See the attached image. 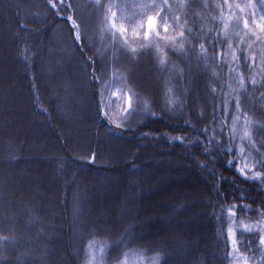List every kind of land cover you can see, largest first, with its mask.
<instances>
[{
	"label": "trees",
	"instance_id": "obj_1",
	"mask_svg": "<svg viewBox=\"0 0 264 264\" xmlns=\"http://www.w3.org/2000/svg\"><path fill=\"white\" fill-rule=\"evenodd\" d=\"M53 2L59 7V0ZM64 2L71 3L72 8L58 11L52 8L48 0H0V237L6 238L0 239V264H55L54 259L63 256L67 250V247L63 249L59 247L60 242L67 238L72 253L71 260L65 253V259L66 257L69 259L67 264H85L82 249L89 250L87 246L90 242L89 234L92 232L97 233L91 238L97 264H115V261L108 257L100 259V248L107 247L113 255H118V242L121 240L127 242L134 237L146 242L154 251L146 256L143 251L132 247L121 256L122 264H151L149 257L155 260L157 253L160 255L158 264H175L174 258L181 261L187 257L189 260L186 264H242L238 258L225 259V235L229 225L221 229L217 219L220 215V205L222 203L225 209L233 203L250 204L256 208L260 201L264 200V184L251 180L243 181L235 168L227 163L233 159L231 155L215 157L214 164L209 162L200 144L195 143L196 140H204V137L193 132V128L203 131L211 123L213 100L206 88V85L210 84L209 78L215 71L216 79L225 86L227 92L228 69L206 68L203 60H197L195 55L187 56L192 68H199L191 70L196 86L199 85L197 96L194 97L195 105L193 103V106L186 107L185 111L177 112L176 103L174 105L176 113L172 117L164 115L158 107L151 108V112H148L149 117L142 116L135 121L129 117L132 123L125 126L123 122L127 113L114 110L126 108V98L121 99L120 106L113 105V110L108 105L111 102H106L104 97L107 92L118 86L120 97L121 94L125 97L131 96L135 111L136 99L129 89L132 86L131 82L128 78L125 79L122 69L114 71L112 67L107 71L105 81L107 91L103 99L109 107L105 109L107 116L98 114L97 104L100 96L93 95L98 91V86L93 83L91 75L93 68L88 64V59H95L97 55L90 54L86 47H79L85 45L83 37L79 41L75 39V32L81 30L83 25L81 29H73V20L80 24L83 17L80 13L81 5L84 4L87 9L90 6L94 14L101 17L104 12L93 6L95 4L93 0ZM103 2L107 5L109 0ZM111 2L114 4L115 0ZM122 2L125 10L129 4L124 0ZM171 2L191 6L175 12V15L182 18L186 13L188 16L187 23H182L176 34L181 28L185 26L191 28L193 25L203 29L200 35L215 29L220 31L223 37L227 31L231 36L234 50L243 47L249 55L258 56L264 53V45L256 42L255 37L251 40L244 37L243 17L251 11L246 7L249 0H227V3L225 0H171ZM258 2L259 0H253V3ZM240 8H244L243 13L240 12ZM112 9L113 12L116 11L115 20L118 19V15L123 16L119 14L117 7ZM90 13L93 14L89 11ZM68 16L73 17V20H68ZM108 16L111 17V12ZM101 17L99 21L102 24ZM238 17L239 27H236ZM225 23L228 25L226 30ZM92 29L93 26L89 25L88 30L91 32ZM112 34L120 46L121 43H127L132 47H138L140 37L137 36L136 39L134 35L132 41L128 43L119 32L113 30ZM176 34L170 29L169 42L175 39ZM215 34L214 31L212 35ZM257 35L264 37V33H260L259 30ZM239 37H244L243 45L239 44ZM247 44H252V48L248 49ZM54 47L59 49L53 50ZM179 47L178 44L177 53ZM105 49L113 52H109L110 55L105 53L104 56L113 57L114 49L111 44L106 45ZM168 55L172 61L178 56L172 53ZM56 58L57 63L54 62ZM228 59L231 60V56ZM74 61L82 64L83 68H75ZM176 63L177 61L174 64ZM70 65L78 72L80 81L78 86L84 81L82 71H86L92 85L90 89L92 97L89 95V98L83 100L79 96L81 95L79 87L72 85L67 87ZM6 69L12 72L9 80L4 75L7 73ZM237 72H242L246 78V95L249 99L245 101L244 107L248 109L247 118L251 121L248 131L253 139H256L257 136H264V131L261 130L264 128L262 98L264 89H253L251 79L255 78L258 82L264 79L261 75L264 68H261L257 58L251 75L243 66L238 68ZM55 76L58 79L50 80ZM186 84V94L190 97L194 89L189 87V80ZM210 86L216 88L217 84ZM233 88L235 89L236 85H233ZM237 95L238 91L231 94L232 97ZM241 99H244L243 95ZM215 103L218 107L220 101L217 100ZM180 104L183 108L185 103L181 101ZM134 116L133 114V118ZM160 116H163V119H159ZM243 122L244 118L241 117L240 124L243 125ZM117 124L122 126L117 128ZM71 126L76 128L72 131ZM68 132L72 137L68 136ZM143 133H148V136H143ZM208 135L211 136L212 133L209 132ZM176 137L188 138L181 143L175 139ZM113 146L118 147L117 155L115 152L109 153ZM240 146L237 139V147ZM93 155L95 159L92 158ZM159 159L180 161V168L187 170L189 172L187 177L190 175L195 181V186L191 189L182 186V189L187 188V192H182L180 196L186 200L177 198L173 201L168 200L174 211L165 222L174 224L173 221L180 219L177 216L181 215L194 217L195 222L190 220L187 224L191 223L196 230L188 231L189 237L181 235L182 238L176 239L187 242L196 234L199 244L192 250L194 252L188 251V248L191 249L189 245L185 253L180 243L179 246L175 245L174 249L179 251L175 254L171 249L175 246H170L169 239H150L144 234L137 233V229L143 226L138 221L148 217L150 213L145 209L149 202L144 203L145 199L159 192L142 190V184L150 173V168ZM142 161H148L145 164L148 171L143 169L142 166L145 165ZM202 164H207L208 169H215L217 174L215 179L207 170L200 167ZM121 173L131 177L132 181L122 188L126 192L125 195L130 194V197L135 199V205L139 204L140 209L136 213L132 212L126 204L129 202L126 198L123 203L126 205L119 216V226L113 227L110 223L104 226L109 221L106 216L103 219L107 222L92 220L95 208L92 207L91 200L94 196L87 191L86 185H82L81 180L94 178L114 180L113 177ZM137 182L141 186L136 188ZM196 197L198 201L195 200L197 202L194 204L191 202L189 206L188 199ZM239 197L247 199L241 200ZM253 200L256 203L253 204ZM169 209H164L165 216H168ZM104 222L106 223L101 225ZM174 231L176 233V229ZM77 238H81L78 241L82 240V247ZM256 256H259L258 252ZM61 261L64 262L63 257Z\"/></svg>",
	"mask_w": 264,
	"mask_h": 264
},
{
	"label": "snow or ice",
	"instance_id": "obj_2",
	"mask_svg": "<svg viewBox=\"0 0 264 264\" xmlns=\"http://www.w3.org/2000/svg\"><path fill=\"white\" fill-rule=\"evenodd\" d=\"M53 9L67 10L72 8L71 3L65 4L64 0H59V7L53 0H48ZM227 3V0H225ZM96 9L111 12L112 7H121L119 4H113L111 0L106 5L103 0H95L93 5ZM132 8H139L142 11L134 13L133 18L129 21L135 23L136 17L139 16L138 30H133L134 35L140 37L138 47H131L127 43L116 46V51L119 55L114 53L111 64L114 71L116 69H123L127 72L128 79L133 85V88L140 89V91L147 92L146 88L141 86L134 79L135 73L140 66L144 58L152 64L153 71L158 73L161 78L165 75L171 76L175 74L177 77V83H179V77L185 75L183 71H177L175 67L169 68L171 60L168 57V53L173 55L177 54L176 46L179 44V55L190 56L195 55L197 60H203L206 68L213 69H228V91H225V86L220 84L216 79V73L213 71L212 77H210V84H217L216 88H212L206 85L208 95L213 100L211 123L203 131L193 128V132L204 137V140H196L195 143L200 144L203 153L208 157L209 162L215 163V157L224 155H231L232 160H228L229 166L235 168L236 173L242 177L243 181H253L264 184V136H257L253 139L250 135L248 128L251 125V121L247 118L248 109L244 107L245 101L249 99L246 95L245 76L242 72H237V69L243 66L251 75L252 69L256 66L257 58L260 61L261 68H264V53L257 55H249V53L243 48L238 47L233 49V43L230 34L225 31L223 37H221L220 31L210 29L207 34L200 35L203 29L193 27H183L180 25L186 24L188 21L187 13L184 17L175 15V12L180 11L182 8H190L188 4L173 3L171 0H145L140 4L126 5ZM247 8L251 9L243 17V29L244 37L251 40L255 37V41L264 45V37L257 35V30L260 33H264V0H259L258 4L253 3V0H249ZM240 12H244V8H240ZM149 13H151L149 15ZM113 17L112 28L119 32L122 36L128 31L126 28L117 29L115 23L116 13L111 12ZM68 20H73V17L68 16ZM195 19V16H193ZM239 20L237 18L236 27H239ZM251 24V27H250ZM81 25L83 28L81 29ZM24 27V25H21ZM88 22L81 19L80 24H77L73 20V29H81L75 32V39L81 40L83 34L88 30ZM228 28L227 23L224 25V29ZM170 29L175 35V39L169 42ZM215 31V35L212 33ZM244 37H239V44L245 43ZM227 45V48H225ZM198 46V47H197ZM252 44H247V48L251 49ZM83 48L85 45H79ZM231 56V60L228 57ZM123 61V62H122ZM208 61L212 63L209 64ZM88 64L93 68L91 73L93 77L94 85L98 86V91L93 95H99L100 101L97 104L98 114L102 113L107 116L106 108L109 106L104 103V93L107 91L106 77L108 71L109 61L105 59L103 61L104 67L97 68L94 58L88 59ZM97 72L100 75H97ZM264 77V72L261 73ZM165 84L169 83V80L163 81ZM236 85V88H233ZM258 85V87H257ZM251 87L255 90L264 89V79L259 82L253 78L251 79ZM233 91H238L239 95L232 97ZM243 95L244 99H241ZM127 100V107L125 109L127 115L124 119V125H130L132 120L129 118L133 114V105L131 96L125 97L121 94V99ZM264 98V96H262ZM219 100V106L217 107L216 101ZM155 115V113H150ZM244 118L243 125L240 124V118ZM159 119H163L160 116ZM122 125L117 124L116 127L120 128ZM254 127V126H253ZM227 129V132H225ZM264 131V128L261 129ZM212 135L209 136L208 133ZM143 136L147 137L148 133H143ZM219 137V139H217ZM188 137H176L175 139L183 143L184 139ZM237 139H239L240 147H237ZM95 159V155L92 157ZM251 164V167H249ZM200 167L209 172V175L214 179L216 178L215 169H208L207 164H202ZM258 169V170H257ZM223 183V178H221ZM234 183V182H233ZM240 190V189H237ZM219 196V192H218ZM239 199H247V197H239ZM252 203H256L255 200ZM215 208V206H214ZM215 216V211L213 212ZM220 222L221 229L223 230L225 225H229L227 233L225 235V259L231 260L232 258H238L242 261V264H264V200L260 201L258 207L253 208L250 204H231L227 209L223 204L220 205V215L217 217ZM248 221V222H245ZM102 234V233H101ZM90 235V242L88 244L87 251H84L85 264H97L95 259V249L93 248L92 237H95L97 233L92 232ZM0 239H6L0 237ZM258 241V242H257ZM135 247L144 252L147 256L148 253L153 252L154 249L140 238H131L127 242L121 240L118 242V255H113L112 251L107 247L100 248V259L104 260L105 257L115 261V264H122L121 256L125 254L126 250ZM259 256H256V253ZM160 259L159 253H157L156 259L152 260L149 257L151 264H158Z\"/></svg>",
	"mask_w": 264,
	"mask_h": 264
},
{
	"label": "rangeland",
	"instance_id": "obj_3",
	"mask_svg": "<svg viewBox=\"0 0 264 264\" xmlns=\"http://www.w3.org/2000/svg\"><path fill=\"white\" fill-rule=\"evenodd\" d=\"M93 1L95 2V0ZM124 1L129 5L140 4L139 2H130L128 0H124ZM148 2H150V0H148ZM114 4L121 5V7L118 8L119 14L123 15L121 17L119 15L117 16L118 19L115 20L116 27L117 29L119 28L128 29L127 33L128 34L130 33V34L129 35L125 34L123 36H124V41L130 43L134 37L133 30L134 29L138 30L137 26L140 22L139 16L136 17L135 23H130L129 21L133 18L134 13H139L142 10L139 8H132L128 6H126L124 10L125 6L122 0H115ZM81 6L82 8H80V13L83 16L82 19L86 20L88 22V25L90 26L92 25L94 28L92 29L91 32L88 30V33L83 34V42L85 44V47L90 54L97 55L95 58V60L97 61L96 62L97 68L102 69L104 67L103 61L107 59L109 61V64H108V71H109L113 67L111 64L112 57L106 58V56L104 55L105 53H107V55H110L109 52H113V50L108 52L107 49H105V46L111 44L112 48L114 49V53L116 55H119V53L116 51V48L113 47V43L116 46H120L119 44H117V42H115L117 40L114 38L112 34V31L114 30L112 28L113 17L108 16L109 12H106V11H103L104 12L103 17H101L100 15L96 13L94 14V10L91 9L90 6H89V9L84 7V4ZM89 11L93 12V14L92 13L89 14ZM111 12H113L112 8H111ZM106 13H107V17H106ZM98 16L102 18L101 19L102 24L100 23L99 21L100 19ZM135 38L137 39V36H135ZM121 45H123V43H121ZM56 48L59 49V47H54L53 50H57ZM168 57L171 60V64H169V68L171 69L175 67L177 71H183L185 75L179 77V83H177V77L175 74H172L171 76L165 75L162 79L158 73L153 71L152 64L148 60V58L147 57L144 58L135 73L134 79L141 86V88H146L147 92L140 91V89L133 88L132 87L133 85L129 88L132 91L134 98L136 99L135 111H133L134 112L133 114L135 116L134 118H133V114L131 116V119H134V121L138 120L139 117H142V116L149 117L150 115H148V112H151V108L158 107L164 115L172 117L173 114L176 113V111L174 110V105L176 103L178 104L177 112L185 111V108L193 106V103L195 105L194 97L197 96L196 94L198 92L199 85L196 86V83L194 82V78H192L193 75L191 73V70L193 71L199 68L197 67L192 68V64H190L191 62H189L187 56H181L178 54L176 58H173L174 62L172 61V58L169 55ZM80 61L82 62L81 59ZM176 61L177 63L174 64ZM54 62L57 63V58L54 60ZM63 63H65V61ZM73 65H75V68L76 67L83 68L82 64L76 63V61H74ZM73 65H70L69 74L66 80L67 87H69L70 85H72V87H79V93L81 95L79 94L78 95L83 100L84 98L86 99L89 98V95H91L92 97V93H90V89L92 85L88 79V74H86L85 70L82 71V77H84L83 78L84 81H83V84H81V86H78V84L80 83L78 79V72L73 70L74 68ZM204 66H205V63H204ZM6 72L7 73L4 74L5 78L7 77L6 79L9 80V77L12 75V72L7 69H6ZM123 73H125V79L128 78V75L126 76L127 72L124 71ZM85 74H86V78H85ZM56 78L57 77L55 76V78H51L50 80H54ZM164 80H169L170 82L165 84L163 82ZM188 80L190 81L189 87L194 89L193 92L190 93V97H188L189 95L186 94L187 92L186 83ZM110 90H112V88H110ZM66 93H69V92L66 91ZM119 93H120V89L117 86L116 89H113L112 91L107 92L106 97H104L106 102H111L108 105H110L112 109H113V105L117 106L119 105V102L122 101ZM152 98L154 100H152ZM181 101L185 103L183 105V108L181 104L179 105ZM125 109L126 108H121L118 110L117 108H115V110L114 109L113 110L114 112L121 111L125 113L126 112ZM76 126L81 127L80 125H76ZM75 128L72 127V131ZM69 135L70 137H72L70 132H68V136ZM117 149L118 147L113 146L111 149H109V153L115 152V155H117L119 153ZM175 160L174 161L165 160V159L157 160L156 162H154L155 163L154 166L150 168V173H148L149 177L146 176L147 178L144 179V184H142L143 191L148 192L149 190L150 191L159 190V192L156 193V195H153V196L151 195L145 199L146 201L144 203H147V201H149L147 205L145 204L146 205L145 209L149 210L150 213L148 217H144L143 219H140L138 221V223L142 224L143 226L137 229V233L144 234L146 237H149L150 239H153V238H156L157 240L169 239L170 246H175V245L179 246V244L181 243L182 244L181 246H183L185 253H187V247L190 245L191 249L188 248V251H190L191 253V252H194L192 250L197 248L199 244L197 243L198 236H196V234L193 236V238L191 237L189 241L187 240V242L186 241L183 242L182 239L180 242L179 240H176V239L182 238L181 235L189 237L188 231L193 232L194 230H196L194 226H191L192 225L191 223L187 224L188 221L190 220L191 222H195L194 217L181 215V216H177V217H180V219H178L177 221L176 220L173 221L174 224L165 223L166 219L170 215H172L174 211V209H171V204L168 202V200L170 199L171 201L177 200V199L179 200L182 199V201L186 200L185 198H181L180 196L182 192H187V188L182 189V186L189 187V189L195 186V181L193 180V178H191L190 175L189 177H187L189 172L187 170L181 169L180 168L181 162L178 160L176 161ZM147 163L148 161H142L143 165ZM142 167L143 169H145V171H148L146 168L147 165L142 166ZM110 175L112 174L110 173ZM113 179L114 180L111 179L108 181H104L102 178H98V179L94 178L93 180H85L86 181L85 184H84L85 181L81 180V183L83 186L86 185L85 187L87 191L89 193H92V195L94 196V198H92L91 200V205L93 208H95V213H93V215L91 216L92 220L106 221L103 219V217L106 216L109 220L108 222L106 221L107 225H104L106 222H104L103 224L101 223V225L108 226L111 224V226L113 227H118L119 222H120L119 216H120V213L124 205L127 204L130 210L134 213L138 212V210L140 209V206L139 204L135 205L136 203L135 199L130 197V194H128L129 196L125 195L126 192H124V188H122V187H125L126 184L130 183V181H132L131 177H129L128 175H125V173H121V175L115 176L113 177ZM138 186H141V185H139L137 182L136 188ZM126 198L129 199V202L128 203L125 202L126 204L123 205ZM195 200L198 201V198L197 197L189 198L187 203H189V206H190V204L192 203L194 204L197 202ZM187 203H185L186 206H188ZM166 208H170L168 216L164 215V209ZM126 218L127 217H125L124 219L126 220ZM175 222H176V225H175ZM174 229H176V233H174L175 232ZM79 239L81 238H77L76 240L78 241ZM78 243L82 247V240L78 241ZM184 243H186V245ZM59 247L61 249L67 247V250L65 253H67L68 258L71 260L72 253L69 249L70 247L69 239L67 238V239L62 240L60 242ZM174 248H176V246L171 247L172 251L175 252V254H178L179 251H176V249ZM65 253L63 254V256L61 255L60 258H55L53 262H55V264H67V260L69 261V259H67V257L65 259V255H66ZM62 257L64 258V262L61 261ZM188 260H189L188 257L186 259L185 258L182 259L181 261H179L178 258L176 259L174 258L173 263L175 262V264H186ZM58 262H62V263H58Z\"/></svg>",
	"mask_w": 264,
	"mask_h": 264
}]
</instances>
